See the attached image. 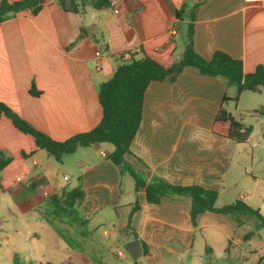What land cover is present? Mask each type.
Instances as JSON below:
<instances>
[{"label": "crops", "instance_id": "1", "mask_svg": "<svg viewBox=\"0 0 264 264\" xmlns=\"http://www.w3.org/2000/svg\"><path fill=\"white\" fill-rule=\"evenodd\" d=\"M193 6L198 54L210 58L225 51L242 60L245 72L264 66V0H112L102 9L86 3L79 12L43 0L35 14L24 9L0 21V101L57 140L89 130L102 115L98 86L122 61L119 54L138 48L134 58L146 54L165 66L177 61L190 19L184 13L177 18L176 11ZM81 27L86 34L80 37ZM170 27L176 36L169 35ZM32 83L38 95L30 94ZM244 91L236 98L235 86L223 77L193 67L151 81L125 160L146 183L212 188L216 206L241 199L264 215V120H256V127L241 121L250 132L236 142L228 136L229 121L218 117L225 111L235 118L238 107L250 112L239 106ZM259 112L264 119L263 107ZM0 149L11 156L0 171V192L12 197L30 188L54 194L66 185L81 187L84 198L77 205L85 216L78 208L70 215L93 221L123 244L139 239L141 252L127 264H218L231 259V247L252 226L251 218L238 222L209 210L192 219L189 195L148 202L144 186L136 187L133 176L109 159V142L78 146L72 158L65 154L58 162L1 116Z\"/></svg>", "mask_w": 264, "mask_h": 264}, {"label": "trees", "instance_id": "2", "mask_svg": "<svg viewBox=\"0 0 264 264\" xmlns=\"http://www.w3.org/2000/svg\"><path fill=\"white\" fill-rule=\"evenodd\" d=\"M43 0H0V21L6 19L21 10L28 9L37 13ZM64 9L79 12L86 3L95 9H102L110 6L112 0H56ZM178 9L176 17L181 18L184 13L190 19L183 31L184 48L181 57L172 64L165 66L144 54L140 58H132L128 61H120L111 75L98 86V99L102 108V115L99 122L89 130L77 132L63 140L50 137L45 132L33 126L20 114L14 111L4 102L0 101V117H8L13 126L23 133L30 134L35 145L45 150L60 162L65 154L74 152L78 146H88L94 142H109L114 149L108 154L109 159L120 167L122 171L129 172L136 187L144 186L145 196L148 202H158L162 195L177 194L189 195L191 197L190 214L195 219L198 213L209 210L224 213L240 222V216L253 219L254 228L264 230V215L258 208L252 207L241 199H235L229 204L216 206L217 191L212 188H204L199 185H174L158 179L146 183L125 160V154L129 152L130 143L138 128L142 116V105L144 91L147 85L153 80H161L167 76L174 77L184 67H193L200 73L206 75H218L223 77L228 85L236 88L235 97L244 90L258 91L264 87V66L256 65L254 70L245 72L242 60L232 57L225 51L215 50L210 58H204L198 54L192 43L193 20L195 19V6L189 10ZM86 30L81 27L79 36H84ZM32 83L30 94L38 95ZM234 98V99H236ZM218 117L228 120L230 123L228 136L236 141L246 140L250 128L244 127L240 120L233 118L229 113L221 111ZM26 156L25 152H21ZM11 160L6 149H0V171ZM0 191L4 188L0 182ZM84 198V191L81 187H72L63 190L61 194H51L49 199L57 208L54 213L58 216L61 212L67 215L75 214L76 205ZM135 204L132 209H135ZM252 231L246 233L249 237ZM44 264H53L50 261ZM55 264H73L72 262H58ZM255 264H264V256H259Z\"/></svg>", "mask_w": 264, "mask_h": 264}, {"label": "rangeland", "instance_id": "3", "mask_svg": "<svg viewBox=\"0 0 264 264\" xmlns=\"http://www.w3.org/2000/svg\"><path fill=\"white\" fill-rule=\"evenodd\" d=\"M242 105L252 110L245 112L238 107L233 111L234 117L256 127V120H264L259 112L262 107L264 111V87L258 91L245 90L239 101V106ZM66 156L72 158L73 154ZM66 188L54 194L59 195ZM52 193L48 188H30L12 197L0 192V264L133 262L119 236L115 238L110 232L106 236L102 227L95 226L93 221L84 224L78 217L62 212L55 216L57 208L48 198ZM76 208L80 216H85L81 206L76 205ZM251 222L252 226L245 228L252 231L250 236L231 247L230 260L222 257L218 264H255L259 256L264 255V230L254 228L253 219ZM250 247L255 251L244 250ZM118 249L124 251V257L117 255ZM204 264L207 263L204 261Z\"/></svg>", "mask_w": 264, "mask_h": 264}, {"label": "built area", "instance_id": "4", "mask_svg": "<svg viewBox=\"0 0 264 264\" xmlns=\"http://www.w3.org/2000/svg\"><path fill=\"white\" fill-rule=\"evenodd\" d=\"M169 35L170 36H176L177 35V30L176 28L174 27H170L169 30ZM139 51L138 48H128V49H125L123 50L120 54H119V57L122 59V60H130L134 57V54ZM19 179V178H18ZM117 255L120 256V257H124L125 256V253L124 251H122L121 249H118L117 250Z\"/></svg>", "mask_w": 264, "mask_h": 264}, {"label": "water", "instance_id": "5", "mask_svg": "<svg viewBox=\"0 0 264 264\" xmlns=\"http://www.w3.org/2000/svg\"><path fill=\"white\" fill-rule=\"evenodd\" d=\"M124 248L126 252L133 258H138L140 252H141V243L140 240L135 238L131 239L124 243Z\"/></svg>", "mask_w": 264, "mask_h": 264}]
</instances>
